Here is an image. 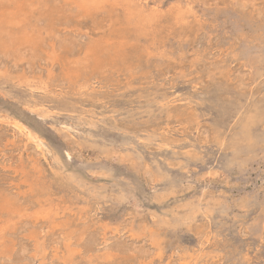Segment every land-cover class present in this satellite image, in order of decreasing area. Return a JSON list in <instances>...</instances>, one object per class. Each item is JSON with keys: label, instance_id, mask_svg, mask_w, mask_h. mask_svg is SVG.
Instances as JSON below:
<instances>
[{"label": "rangeland", "instance_id": "1", "mask_svg": "<svg viewBox=\"0 0 264 264\" xmlns=\"http://www.w3.org/2000/svg\"><path fill=\"white\" fill-rule=\"evenodd\" d=\"M0 264H264V0H0Z\"/></svg>", "mask_w": 264, "mask_h": 264}, {"label": "bare ground", "instance_id": "2", "mask_svg": "<svg viewBox=\"0 0 264 264\" xmlns=\"http://www.w3.org/2000/svg\"><path fill=\"white\" fill-rule=\"evenodd\" d=\"M54 4V3H53ZM57 4V3H56ZM26 5V4H25ZM52 5V4H51ZM6 6V5H5ZM55 6V5H54ZM8 7V6H7ZM248 7V6H247ZM48 8V7H47ZM54 8V7H53ZM29 9V8H28ZM8 10V9H7ZM6 10V11H7ZM22 10V9H21ZM5 11V12H6ZM27 12V11H26ZM23 14V13H22ZM2 15V14H1ZM7 15V14H6ZM12 16V15H11ZM8 18V17H7ZM17 18V17H16ZM10 20V19H9ZM64 20V19H63ZM50 26V25H49ZM61 26V25H60ZM62 27V26H61ZM50 32V31H49ZM7 34V33H6ZM62 34V33H61ZM54 35V34H53ZM48 37V36H47ZM50 37H51V35H50ZM46 38V37H45ZM45 41V40H44ZM66 41V40H65ZM64 43V42H63ZM37 48V47H36ZM16 49V48H15ZM21 49V48H20ZM28 50V49H27ZM18 52V51H17ZM93 56V55H92ZM23 126V125H22ZM11 127V126H10ZM24 127V126H23ZM22 127V128H23ZM18 129H19V127H18ZM27 129V128H26ZM21 131V130H20ZM29 131V130H28ZM27 132V131H26ZM32 137V136H31ZM24 224V223H23ZM2 225V224H1ZM5 225V224H4ZM38 228V227H37ZM9 229V228H8ZM39 231V230H38Z\"/></svg>", "mask_w": 264, "mask_h": 264}]
</instances>
